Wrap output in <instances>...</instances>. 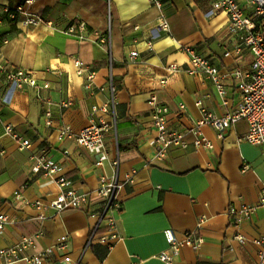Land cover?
<instances>
[{
  "label": "crops",
  "instance_id": "1",
  "mask_svg": "<svg viewBox=\"0 0 264 264\" xmlns=\"http://www.w3.org/2000/svg\"><path fill=\"white\" fill-rule=\"evenodd\" d=\"M24 1L2 0L10 7ZM239 1L248 13L253 11ZM161 2L159 8L151 0H35L29 9L41 14L45 23L32 27L21 24V15L13 18L0 12V38L8 40L0 45V213L10 217L0 233V249L24 236H37L40 250L54 247L43 264H169L160 255L169 250L165 230L171 228L179 234L196 232L205 240L197 250L183 248L172 264H256L253 240L264 234V205L260 204L264 144L241 140L249 129L246 121L233 126L224 138L212 126L199 125V135L207 137L213 148L194 144L197 135L192 129L203 117L197 100L203 99L209 111L221 116L236 107L240 91L238 80L226 77L228 104L224 105L209 77L189 72L190 57L184 47H194L222 73L250 68L253 55L244 48L239 60L225 56L238 37L229 32L226 13L212 11V0ZM162 17L169 30L161 28ZM78 22L86 23L91 39L83 41L67 33ZM95 31L108 40L98 42ZM134 51L137 55L132 57ZM76 59L85 63L82 73ZM172 65L178 69L173 71ZM10 68L33 71L38 86L9 82ZM91 71L97 86H107L113 75L117 130L107 135L105 145L111 157H120L121 179L136 171L134 181L126 182L118 193L119 237L112 245L100 241L105 223L94 235L98 202L89 209L60 213L29 202L53 199L60 191L56 181L32 171L33 154H45L58 163V175L72 179L83 192L97 188L105 172L112 173L98 167L96 156L75 139L58 138L66 125L78 133L103 115L93 114L92 106L107 101L110 92L95 89L92 93L85 87ZM46 81L50 87H41ZM153 94L168 107L169 125L187 131L188 146H173L162 158L152 142L155 129L149 101ZM6 125L29 139L31 147L21 148ZM244 165L249 168L244 170ZM18 190L21 198L15 195ZM245 204L257 208L240 221L239 212L230 211ZM238 233L248 242L240 243L235 238ZM0 264L7 263L0 258Z\"/></svg>",
  "mask_w": 264,
  "mask_h": 264
},
{
  "label": "built area",
  "instance_id": "2",
  "mask_svg": "<svg viewBox=\"0 0 264 264\" xmlns=\"http://www.w3.org/2000/svg\"><path fill=\"white\" fill-rule=\"evenodd\" d=\"M35 0H25L24 3L15 7L5 6L0 0V12L4 11L11 17L23 16L21 24L25 27L39 26L45 23L44 18L39 13H34L29 9V6ZM159 8L162 7L161 0H151ZM213 10L215 13L222 12L228 16V30L231 34L238 37L234 47L225 53L226 57H234L239 60L242 57L244 48H248L253 55V60L250 68L240 69L236 68L229 73H222L214 62L201 55L192 46H185L184 50L189 54L191 67L189 72L192 74L203 73L209 77L215 84L219 96L223 100V104L227 105L226 100L227 87L224 79L228 76L238 80V90L240 91V101L232 111H228L219 116L216 113L209 111L205 106L203 99H198L196 104L201 107L203 112L202 119L198 122L196 128L192 131L197 135L194 141L196 146L205 145L213 148V143L205 136H200L199 125L208 124L212 126L219 138H224L227 131L241 121L248 123V131L241 137V140L247 141L253 145L264 144V0H244L247 6H251L253 11L248 13L246 7L243 6L239 0H212ZM49 23V22H46ZM161 28L169 30L170 26L165 17L161 18ZM67 33L76 35L80 40L91 39L92 36L88 33L85 22L73 23L67 28ZM98 42H106L108 37L99 31L92 33ZM111 34H109V40ZM7 39L0 38V45L6 43ZM111 55V53H110ZM132 57L137 55L134 51L131 53ZM112 61V57H110ZM75 65L78 68V73H82L85 63L81 59L75 60ZM173 71L178 69L177 65L170 67ZM6 77L9 82L14 83L18 87H23L25 84L30 86H38L37 78L33 71H28L19 68L7 69ZM95 71L88 74L85 87L93 93L95 89L100 92L108 90L110 97L102 104H94L92 106L93 114L99 111L103 113L99 119L93 118L91 123L84 127L80 132L74 133L71 126L66 125L59 134V139L64 140L73 138L77 144L90 153L96 156V165L102 169H111L112 173H104L100 178V183L97 188L91 192L79 191L72 179L65 175H58L60 165L45 154H33L32 171L34 173H41L49 180H54L58 184L60 191L53 198L49 200L32 199L30 204L40 209H52L57 213L72 210V209H89L92 204L98 202L99 208V222L96 225L94 235L99 228L105 223V231L100 236V241L108 245H112L114 240L119 237L117 233L116 212L121 209V201L118 198L119 190L126 182H133L136 174L135 170L125 174L124 179L120 176V157H111L106 145L105 139L109 133L117 130L116 117V93L117 88L114 84L113 75L111 73L110 80L107 86H97L95 84ZM41 87L49 88L50 83L44 82ZM152 113L154 117L155 135L153 137V144L156 147L157 156L164 157L169 149L173 146L186 148L188 143L186 141L187 131L171 127L169 125L167 114L169 109L167 106L159 102L158 97L153 94L150 101ZM69 104V103H67ZM185 108V105H181ZM110 117H106V115ZM47 124L51 125V113H47ZM6 131L12 134L13 137L20 141L21 148L31 147V141L24 139L16 132L13 126L6 125ZM249 168L244 165V170ZM58 175V176H57ZM16 197L21 198L20 190L15 192ZM260 204L264 205V187L260 200ZM257 205L245 204L240 210L231 209V213L239 212V220L249 218L256 210ZM10 222V217L5 213H0V233L6 228ZM203 221L198 223V227L202 225ZM165 236L169 244V250L163 251L160 258L172 264L176 257H178L183 248L191 247L197 250L205 242L202 236L197 235L196 232L187 231L179 234L174 229H166ZM235 238L240 243H247V238L238 233ZM257 246V260L256 264H264V234L253 240ZM34 251L31 254H25L26 251ZM54 250V247H47L40 250L37 244V236H24L17 244L0 249V258L7 264L26 261L30 264H43L48 255ZM67 261L71 260L70 256L65 257Z\"/></svg>",
  "mask_w": 264,
  "mask_h": 264
}]
</instances>
